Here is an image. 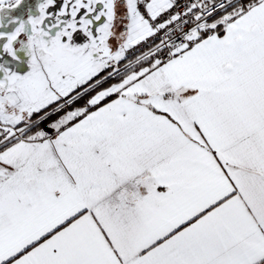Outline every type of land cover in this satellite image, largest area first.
I'll list each match as a JSON object with an SVG mask.
<instances>
[{
    "label": "crops",
    "instance_id": "1",
    "mask_svg": "<svg viewBox=\"0 0 264 264\" xmlns=\"http://www.w3.org/2000/svg\"><path fill=\"white\" fill-rule=\"evenodd\" d=\"M131 5L116 36H90L106 20L82 19L85 5L75 24L56 17L50 47L96 42L97 57L124 62L144 32ZM206 25L194 46L106 85L92 108L0 150V264H264V0Z\"/></svg>",
    "mask_w": 264,
    "mask_h": 264
},
{
    "label": "rangeland",
    "instance_id": "2",
    "mask_svg": "<svg viewBox=\"0 0 264 264\" xmlns=\"http://www.w3.org/2000/svg\"><path fill=\"white\" fill-rule=\"evenodd\" d=\"M59 1L62 2L61 7L56 0H41L37 14L36 8L32 7L26 8L25 11L18 10L15 12L21 15L25 14V27L26 29L29 28L28 37L23 35L24 26L19 20L7 33L0 30V41L3 39L0 43V70H3V75H0V117L17 110L21 113L16 118L23 123L31 122L35 119L34 113L37 117L43 109L58 101L60 103L54 107L53 111L64 110L74 99L79 97L78 94H74L76 91L86 92L95 88L94 96H98V92L104 89L106 85L118 83V81H109V78L126 70V68L129 69L131 65L137 62L134 61L137 56H128L124 49L125 54L123 51L120 54L121 57L127 56L124 62H120L118 56V59L117 57L114 59L117 61L116 64L113 63L114 61L108 63L104 58L105 53H102L103 56L97 57L99 44L96 42L91 43L88 52L86 50L57 49L49 45V39L53 35L49 21H53L56 17L58 20L61 15H67L69 21L67 24H75L77 20L81 19L79 16L81 5H85L88 12L90 11V15L84 16L82 19H88L91 23L93 20L98 22L106 20V27L101 25L95 29L90 26L88 30L90 36L105 32L114 36L119 33L122 34L121 26L133 14L131 0ZM20 2L22 0H0V14L3 13V7H16L18 9ZM231 10L223 11L222 14ZM135 14L137 13L135 12ZM219 15L214 18L216 19ZM13 20L15 21L14 18ZM29 23H31L34 34L41 38V45L34 44V41L31 40L32 31ZM105 29L107 30L105 31ZM56 35H60V31ZM134 37L138 36H131L130 38ZM2 45L4 46L2 47ZM21 46L22 48H20ZM107 51L111 50L107 49ZM138 70H130L124 73L121 80L127 74ZM94 96L89 100V105L95 102ZM5 128L22 130L23 134L27 127L5 126Z\"/></svg>",
    "mask_w": 264,
    "mask_h": 264
},
{
    "label": "built area",
    "instance_id": "3",
    "mask_svg": "<svg viewBox=\"0 0 264 264\" xmlns=\"http://www.w3.org/2000/svg\"><path fill=\"white\" fill-rule=\"evenodd\" d=\"M237 1L168 0L166 6L154 8L152 0H135V11L143 23L144 32L128 39L126 54L136 55L134 61L149 59L154 64H162L194 46L201 38L199 31L206 23ZM0 135H3L1 145L20 137L22 130L7 131L0 124Z\"/></svg>",
    "mask_w": 264,
    "mask_h": 264
},
{
    "label": "trees",
    "instance_id": "4",
    "mask_svg": "<svg viewBox=\"0 0 264 264\" xmlns=\"http://www.w3.org/2000/svg\"><path fill=\"white\" fill-rule=\"evenodd\" d=\"M260 0H238L237 2H235L230 8L229 10H231L232 15H236L237 13L243 12L247 9H249L250 7H252L253 5L257 4ZM228 10V9H227ZM28 32H29V28H27ZM3 39L0 41V43H2ZM22 48V46L20 47ZM21 50V49H20ZM149 63H151V60L149 59H141L137 62H135L133 65H131L128 68H126V70L124 71H120L117 75L109 78V81H120L122 76L124 75V73L129 72L130 70H138L146 65H148ZM106 80V81H108ZM105 81V82H106ZM103 85V84H102ZM95 88H92L90 91H86V92H82V90L76 91L74 94H78L79 97L74 99L70 105L64 109V110H58V111H53L54 107L57 106L60 101L55 102L50 104L48 107H46L45 109L42 110L41 114L38 115L36 117V113H34V121L31 122H27V123H23L21 122L20 124H18V127L24 126L27 127L24 130V134H27L29 131L33 130V129H38L40 128L43 124L47 123L51 118L57 117L60 114L64 113L65 110L69 109H73V108H92L93 106L89 105V100L94 96V90ZM33 122V123H32ZM3 139V135H0V140ZM17 138H12L6 142H4L3 144L0 145V150L4 147H6L7 145L11 144L12 142H14Z\"/></svg>",
    "mask_w": 264,
    "mask_h": 264
},
{
    "label": "flooded vegetation",
    "instance_id": "5",
    "mask_svg": "<svg viewBox=\"0 0 264 264\" xmlns=\"http://www.w3.org/2000/svg\"><path fill=\"white\" fill-rule=\"evenodd\" d=\"M39 1H41V0H30V1L22 0V2H20L21 4L20 3L18 4L19 5L18 9L16 7H11V8L10 7L4 8L3 7V9H4L3 13L0 14V30L7 33L9 30H11L14 27L17 20L22 22L23 26L25 27L26 26L25 25V20H26L25 14L23 13L21 15L20 13H15V12L18 10L25 11L31 7L35 8ZM89 15H90V11L88 12L87 16H89ZM13 18L15 19V21L13 20ZM11 19H12V21H11ZM9 20H10V22H9ZM6 21H7V23H6ZM92 22H94V20ZM3 37H5V36H3Z\"/></svg>",
    "mask_w": 264,
    "mask_h": 264
}]
</instances>
